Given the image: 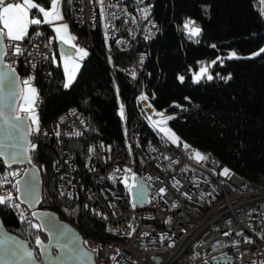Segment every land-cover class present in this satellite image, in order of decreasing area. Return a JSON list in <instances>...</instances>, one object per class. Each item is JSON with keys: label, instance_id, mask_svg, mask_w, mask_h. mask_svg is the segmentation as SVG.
Masks as SVG:
<instances>
[{"label": "built area", "instance_id": "1", "mask_svg": "<svg viewBox=\"0 0 264 264\" xmlns=\"http://www.w3.org/2000/svg\"><path fill=\"white\" fill-rule=\"evenodd\" d=\"M72 1V15L64 12L65 0L61 8L74 31V44L92 47V30L101 24L106 38L133 53L127 73L137 82L131 97L125 98L117 88V114L126 120L125 102L132 110L123 143L99 139L89 146L85 159L89 182L76 171L64 142L84 134L88 128L84 118L71 108L51 127L57 137L59 192L79 199L85 209L104 221L111 235L101 239L81 234L97 264H264V186L230 169L223 175L224 169L219 173L205 160L195 158L194 152L205 154L172 128L173 114L158 111L151 103L152 93L143 76L147 55L138 50V43L158 31L154 0ZM29 16L42 17L36 9ZM15 45L32 65L28 76L36 82L38 106L43 98L42 78L58 53L57 37L49 24L41 23L21 41L6 39L3 58L14 69L19 59ZM109 69L117 82L116 67L110 64ZM44 134L40 128L31 135V150ZM22 171L23 166L17 164L5 167L0 197L10 196L11 202L21 203L16 180ZM137 179L147 187L144 204L133 200Z\"/></svg>", "mask_w": 264, "mask_h": 264}, {"label": "trees", "instance_id": "2", "mask_svg": "<svg viewBox=\"0 0 264 264\" xmlns=\"http://www.w3.org/2000/svg\"><path fill=\"white\" fill-rule=\"evenodd\" d=\"M33 1L50 6L49 0ZM72 2L65 0V14L72 15ZM153 15L157 21L156 35L138 43V50L147 55L143 76L152 93L153 107L173 114L172 128L205 154L208 166L219 173L230 169L264 186L261 0H154ZM189 20L200 28L198 35L192 36L184 27ZM37 26L30 25L28 32ZM92 35L93 45L80 60L77 74L67 88L63 68L54 60L42 78L43 98L36 107L38 130L43 128L45 134L30 150V159L42 178L38 207L56 211L88 238L105 239L111 235L104 221L85 209L79 199L69 198L58 190L61 177L55 167L57 137L51 130L52 123L71 108L86 121L88 128L82 136L64 141L76 171L85 182L90 180L85 169L90 144L99 139L123 143L132 110L125 102L126 120L117 114V88L125 98L136 91L137 82L127 73L133 53L106 38L101 24L92 30ZM231 51L235 57L228 55ZM203 62H208V71L193 80L191 72ZM110 64L116 67L117 82L110 72ZM31 68L25 53H20L15 68L20 78H29ZM38 130L32 129V134ZM4 169L0 160V184ZM26 211L28 208L21 203L10 200L0 203V216L6 228L27 239L38 255L35 241L37 238L46 241L47 237Z\"/></svg>", "mask_w": 264, "mask_h": 264}, {"label": "water", "instance_id": "3", "mask_svg": "<svg viewBox=\"0 0 264 264\" xmlns=\"http://www.w3.org/2000/svg\"><path fill=\"white\" fill-rule=\"evenodd\" d=\"M58 52L73 54L75 48L58 41ZM20 86L21 78L17 70L9 67L3 56H0V112L4 113L0 117V160L5 167L14 164L23 166V171L16 180L18 200L31 211L33 220L47 240L39 239L40 245L35 241L38 250L36 255L29 241L8 230L0 216V264H97L72 223L61 218L54 210L38 207L43 185L40 170L30 159L32 127L26 116L15 113L21 95ZM132 193L136 204L146 203L147 187L142 180L137 179ZM21 246L32 251L33 257L22 258V255L8 254L10 247L19 249ZM156 259L159 260V257ZM226 261L231 262V259Z\"/></svg>", "mask_w": 264, "mask_h": 264}, {"label": "snow or ice", "instance_id": "4", "mask_svg": "<svg viewBox=\"0 0 264 264\" xmlns=\"http://www.w3.org/2000/svg\"><path fill=\"white\" fill-rule=\"evenodd\" d=\"M50 7L46 9L44 6H38L33 2V0H23V4L15 2H9V0H0V56H3L5 53L4 49V42L5 40L10 41H21L28 32V28L30 25H39L41 23L52 24L54 21H60L63 19V16L60 12L59 8V0H49ZM261 3L264 4V0H261ZM36 9V11L43 16V20L38 18H29V13ZM264 14V12H262ZM184 27L190 32L192 36H196L200 33V28L195 26L194 22L189 20L185 22ZM68 26L66 24H58L54 26L55 32L58 34L59 39L62 40L65 44H68L74 37H71L70 34L67 33ZM39 35V34H38ZM15 54H20V47L19 45H15ZM73 48L76 49L75 55L82 59L84 56L87 55V52L83 48L77 47L75 44L72 45ZM260 53H264V48L260 49ZM254 53L253 55H256ZM235 53H232L231 56L235 57ZM65 59V71L67 75V82L64 84V87L67 88L72 79L75 76V69L79 67V64L72 59V54L68 53L64 57ZM69 64H71V70H69ZM201 73L205 72L204 68H201ZM183 79V77H181ZM211 79V77H209ZM24 83L26 85L29 84V80H25ZM31 93L30 97H27L28 107L23 108V111L32 113L34 111V102L36 99V89L29 88ZM121 115L123 116V111H121ZM4 113L0 112V117H3ZM7 123L11 124V121L7 120V117H4ZM32 122L35 125H38V119L32 115ZM163 123V121H161ZM15 127V125H13ZM38 130V128H37ZM174 136V134H172ZM178 139V138H177ZM187 148L188 145H185ZM32 148H35V145H32ZM195 158L198 160H205L207 159L206 156L202 155L201 153L194 152ZM223 175H228L229 170L224 169ZM165 190L163 188L160 189V192L163 193ZM11 197H0V203H5L6 201L10 200ZM18 207V205H16ZM35 215V213H33ZM227 235V233H225ZM40 240L37 238V245H40ZM8 254L10 256H17L22 255L23 257L32 258L33 253L26 248L17 249L15 247H10L8 249Z\"/></svg>", "mask_w": 264, "mask_h": 264}, {"label": "rangeland", "instance_id": "5", "mask_svg": "<svg viewBox=\"0 0 264 264\" xmlns=\"http://www.w3.org/2000/svg\"><path fill=\"white\" fill-rule=\"evenodd\" d=\"M9 2H12V0H9ZM15 2L23 4V0H15ZM35 4H37V3H35ZM38 6H41V5H38ZM61 6H62V0H59V8H60V12H61V14L63 16ZM49 7H45V8L48 9ZM29 18L32 19V17H30V16H29ZM58 24H66L68 26L67 33L70 34L71 37H75L74 31L65 22L64 18L62 20H60V21H54L52 24H49V25L53 29V31L55 32L54 26L55 25H58ZM55 34H56V37H57V41H62V40L59 39V36H58V34L56 32H55ZM73 44H74V39L71 40L67 45L72 46ZM79 48H83L86 52H88V49L87 48H84V47H79ZM261 48H264V43L262 44V46L260 47V49ZM75 53H76V49H75V52L72 54V59L75 60V62L78 63L79 66H80V60L81 59L79 57H77L75 55ZM232 53H234V52L231 51L228 55L231 56ZM65 55L66 54H64V53L58 52V55L55 54L54 57H53L54 63L55 64H60L61 67L63 68L64 74H65L64 83L67 82V75H66V71H65V59H64ZM209 62L211 63V61H209ZM68 67H69V70H71V67H72L71 64H69ZM201 68H204L205 69V72L201 73V71H200ZM78 69H79V67L77 69H75V76L77 74ZM208 69H209L208 62H203L201 65L198 66V68L196 70H194V71L191 72V78L193 80H198L204 73H206L208 71ZM25 80H29V84L28 85H26L24 83ZM20 88H21V95H20V99L18 100L16 109H15V113L16 114H22V115L26 116L28 118V121L31 123L32 129L34 131H36L37 128H39V123H38V125L33 124V122H32V115H34L38 119V115H37V112L38 111H37V107H36V101H37V98H38L37 87H36V85L28 77H23L21 79V86H20ZM29 88H35L36 89V99H35V102H34V111L32 113H28V112L23 111V108H27L28 107V101H27L26 98L31 96V93L29 91Z\"/></svg>", "mask_w": 264, "mask_h": 264}, {"label": "crops", "instance_id": "6", "mask_svg": "<svg viewBox=\"0 0 264 264\" xmlns=\"http://www.w3.org/2000/svg\"><path fill=\"white\" fill-rule=\"evenodd\" d=\"M62 9V8H61ZM41 20H43V16L41 17ZM55 33V32H54ZM56 35V34H55Z\"/></svg>", "mask_w": 264, "mask_h": 264}, {"label": "flooded vegetation", "instance_id": "7", "mask_svg": "<svg viewBox=\"0 0 264 264\" xmlns=\"http://www.w3.org/2000/svg\"><path fill=\"white\" fill-rule=\"evenodd\" d=\"M57 48H58V41H57Z\"/></svg>", "mask_w": 264, "mask_h": 264}]
</instances>
